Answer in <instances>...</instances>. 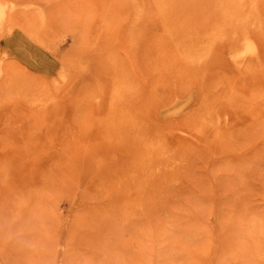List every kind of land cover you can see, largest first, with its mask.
<instances>
[{
  "label": "rangeland",
  "instance_id": "obj_1",
  "mask_svg": "<svg viewBox=\"0 0 264 264\" xmlns=\"http://www.w3.org/2000/svg\"><path fill=\"white\" fill-rule=\"evenodd\" d=\"M0 264H264V0H0Z\"/></svg>",
  "mask_w": 264,
  "mask_h": 264
}]
</instances>
